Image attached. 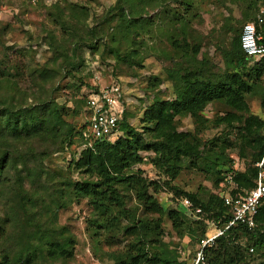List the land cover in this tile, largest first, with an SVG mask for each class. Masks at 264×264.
<instances>
[{
	"label": "rangeland",
	"instance_id": "374dc122",
	"mask_svg": "<svg viewBox=\"0 0 264 264\" xmlns=\"http://www.w3.org/2000/svg\"><path fill=\"white\" fill-rule=\"evenodd\" d=\"M113 5L114 0H62L57 6L0 0V109L53 102L66 126L64 133L68 126L72 128L65 139L56 141L39 135L24 137L10 134L5 118L0 116V156L4 154L6 158L0 167V255L6 254L10 264H112L104 234L89 225L91 207L86 200L68 193L67 181L80 176L71 160L80 149L76 132L84 120L89 86L117 81L123 113L126 110L129 122L139 127L141 105L165 97L171 87L164 82L150 90L147 98L142 87L136 85L133 70L143 66L139 72L155 74L161 80L171 68H202L206 77L220 74L224 52L234 36L229 26L235 24L240 31L243 12L254 13L256 6L264 8V0H146L141 10L146 23L142 21V29L136 28L121 42L113 41L117 37L113 34L115 12L109 13ZM124 7L128 9V5ZM139 7L134 8L140 10ZM170 36L180 44L186 42L188 49L175 48ZM194 44L199 46V52L193 61L189 56ZM131 50L137 54H129ZM245 98L248 112L244 115L264 118L258 92L246 94ZM226 110L221 102L209 103L202 111L209 120L204 126L196 125L189 116L176 118L178 130L188 131L200 140L203 158L196 163L182 159L172 185L200 197L228 189L225 176L212 171L216 155L204 145L211 139L218 144V151L221 145V160L239 155L244 142L239 123L215 126L212 122L216 114ZM245 152L248 157L250 150ZM152 158V154H145L143 161L130 170L139 168L146 177L157 178L158 170L149 162ZM156 198L162 206L174 208L168 188L159 191ZM128 205H133L132 199ZM185 222L194 226L190 219ZM162 226L161 238L170 258L189 264L195 239L187 231L182 236L175 232L166 217ZM212 229L205 223V233ZM199 233L197 228L195 235ZM66 236L74 241L72 255L65 259L48 257L46 242ZM237 242L246 255L245 264H257L260 256L248 255L243 249L246 236L240 235Z\"/></svg>",
	"mask_w": 264,
	"mask_h": 264
},
{
	"label": "trees",
	"instance_id": "16d2710c",
	"mask_svg": "<svg viewBox=\"0 0 264 264\" xmlns=\"http://www.w3.org/2000/svg\"><path fill=\"white\" fill-rule=\"evenodd\" d=\"M30 1V0H29ZM62 0H37L33 5L57 6ZM146 0H114V5L109 13L116 16L114 27L117 35L113 41H126L129 34L136 28L142 29L140 23H146L142 16V4ZM163 2L165 0H147ZM174 1V0H173ZM128 5L125 10L124 4ZM141 5L140 10L135 9ZM261 6H256L254 13L243 12V23L255 21L256 13ZM264 11V8H263ZM112 16V17H113ZM243 25V24H242ZM257 30L264 34V21L256 24ZM234 36L230 48L224 52V69L214 77H206L202 68H171L165 80H161L155 74H142L139 72L143 66L133 70L132 76L141 86L143 93L150 98L151 91L162 83H169L170 94L158 100H150L141 105L140 126H134L126 117V110L118 120L119 128L123 136L114 142L108 140H95L92 145H83L81 130L83 124L76 132L80 141V149L76 157L72 158L71 166L80 176L75 180H68V193L75 198L84 199L91 207L93 215L89 225L100 229L104 234V242L109 247V257L112 264H185L183 261L171 259L168 250L162 242L163 217L171 222L172 229L179 235L186 231L191 238L196 240L205 232V220L209 218L219 219V226L223 227L230 214L228 207L223 202L222 193L208 192L206 197H200L198 193L186 192L172 185L174 178L180 171L181 160L187 158L192 163L203 158L200 140L188 131L178 130L176 118L189 116L196 125L204 126L208 122L203 115V109L211 102H221L228 110L222 114H216L212 120L213 125L224 124L231 126L233 122L239 123V130L244 137L242 149L239 155L226 157L221 160L223 147L218 151L214 139L208 140L207 151L213 152L216 157L213 160L212 171L225 176L231 170V162L234 157L248 161L241 169L234 171L232 183L248 188L253 184L255 168L252 165L259 156L264 142V118L248 112L246 94L258 92L260 105L264 109V55L254 60L245 55L240 48V31L235 24L228 28ZM241 29V28H240ZM170 43L175 48H185L186 42H178L172 36ZM264 42V40H261ZM193 61L199 52V46L190 47ZM129 54H137L131 50ZM185 55V54H184ZM201 61H203L201 59ZM202 62H200L201 64ZM145 73V72H144ZM160 79V80H159ZM144 81V82H143ZM144 83V84H142ZM96 88V85H90ZM53 102H44L38 106H24L17 108L0 109V116L4 117V125L12 135H39L56 139H65L66 134L71 133L72 128L67 127L61 120L59 107ZM58 109V110H57ZM64 134L62 137L61 134ZM250 150L246 156L245 150ZM145 152L157 168V178L146 177L142 170H130L133 166L143 161ZM209 154V153H208ZM6 161L5 155L0 156V167ZM168 188L174 200V208H166L160 204L156 194ZM182 198H188L194 206L201 208L198 218H193L184 206L179 203ZM132 199L133 205H128ZM185 219H190L194 226L186 224ZM187 226H186V225ZM200 228L199 235H195ZM0 226V234L2 233ZM240 235L246 236L245 252L248 255L257 253L260 260L257 264H264V204L258 209L255 216V227L247 230L237 224L228 227L222 235L216 239V243L205 251L210 264H245L246 255L241 251L237 242ZM74 241L66 236L63 240H49L45 244V254L50 258H67L72 255ZM115 246V248H112ZM252 247V252L248 248ZM34 252H32V258ZM6 254L0 255V264H10ZM190 264V263H189Z\"/></svg>",
	"mask_w": 264,
	"mask_h": 264
},
{
	"label": "built area",
	"instance_id": "2783aa9c",
	"mask_svg": "<svg viewBox=\"0 0 264 264\" xmlns=\"http://www.w3.org/2000/svg\"><path fill=\"white\" fill-rule=\"evenodd\" d=\"M32 3L37 0H30ZM49 2L51 0H44ZM264 21V11L260 8L256 13L255 21L243 23L240 29V48L249 58L261 57L264 55V34L260 33L256 24ZM123 96L121 87L117 81H112L96 88H90L85 94L84 120L81 135L83 145L91 146L95 140H108L114 142L123 136L119 128L118 120L121 118L123 109L121 104ZM144 155L145 153H141ZM248 164V161L234 157L231 162V170L226 172L225 179L229 186L223 192V202L228 207L230 218L226 224L219 226V219L205 220L206 224L213 226L212 231L204 233L195 242L194 256L190 264H210L206 258L205 251L216 243V239L224 231L237 224L244 226L247 230L255 227V216L261 205L264 204V142L259 158L252 163L255 168V175L252 186L242 188L232 183L231 178L234 171L241 169ZM179 203L186 208L193 218H198L201 213L199 206H194L188 198H182ZM252 247L248 248L252 252Z\"/></svg>",
	"mask_w": 264,
	"mask_h": 264
}]
</instances>
